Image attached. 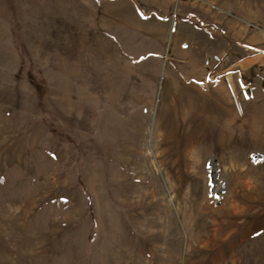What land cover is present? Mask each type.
Here are the masks:
<instances>
[{
    "label": "rangeland",
    "instance_id": "rangeland-1",
    "mask_svg": "<svg viewBox=\"0 0 264 264\" xmlns=\"http://www.w3.org/2000/svg\"><path fill=\"white\" fill-rule=\"evenodd\" d=\"M0 264H264V0H0Z\"/></svg>",
    "mask_w": 264,
    "mask_h": 264
}]
</instances>
